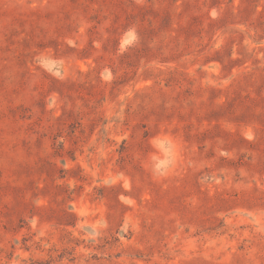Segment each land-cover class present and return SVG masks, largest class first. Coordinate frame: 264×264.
<instances>
[{
    "label": "rangeland",
    "instance_id": "obj_1",
    "mask_svg": "<svg viewBox=\"0 0 264 264\" xmlns=\"http://www.w3.org/2000/svg\"><path fill=\"white\" fill-rule=\"evenodd\" d=\"M0 264H264V0H0Z\"/></svg>",
    "mask_w": 264,
    "mask_h": 264
}]
</instances>
